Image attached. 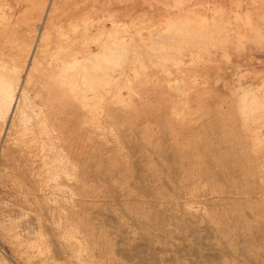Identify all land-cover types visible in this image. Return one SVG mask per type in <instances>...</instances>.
Here are the masks:
<instances>
[{"label":"rangeland","instance_id":"1","mask_svg":"<svg viewBox=\"0 0 264 264\" xmlns=\"http://www.w3.org/2000/svg\"><path fill=\"white\" fill-rule=\"evenodd\" d=\"M179 1L166 2L162 14L180 13L181 7L185 15L202 3L182 0L189 1L184 8ZM203 1L205 8L211 5L210 33L218 28L213 20L222 3L232 20L244 14L240 24L248 6L264 7V0ZM147 2L136 0L132 13L136 22L144 18L141 27H150L151 37L121 12L124 22L113 27L117 35L109 34L116 38L109 42L103 35L108 43L102 42L100 62L92 57L100 63L97 75L85 73L81 89L65 93L64 108L56 105L62 92L55 84L54 108L47 107L53 98L40 80V66L38 80L21 90L28 81L24 61L9 47L0 49L7 72L0 78V264H264V47L255 46L253 29L244 27V46L227 45L201 28L185 32L199 30L202 44L195 32L176 31L180 39L168 42L174 19L163 20V5ZM27 7L1 0L0 15L17 17ZM189 14L184 17H195ZM106 18L100 14L108 30L112 22ZM131 36L135 43L123 45ZM212 41L217 45L211 47ZM199 55L205 65L197 63ZM32 66L28 61L26 68Z\"/></svg>","mask_w":264,"mask_h":264},{"label":"bare ground","instance_id":"2","mask_svg":"<svg viewBox=\"0 0 264 264\" xmlns=\"http://www.w3.org/2000/svg\"><path fill=\"white\" fill-rule=\"evenodd\" d=\"M15 1H16L17 5H20V3H22V1H23L24 3L27 4L28 7H27V9L25 11H23V13H21L17 17H14V15L7 16L6 14L0 15V49L1 48H4V47H9L10 48L11 56H13L18 61L19 60H23L24 61V64L22 65V68H24V70L27 71V73H26V75H27L26 80H28V81H27V83H26L25 86L24 85L21 86L22 87L21 90H24L25 88L29 87V84L31 82H33L34 78L36 77V74H35L36 67L37 66H40L41 67V73H42V75L40 73V75H41L40 80L41 81L44 80V87H46V89H47V97L50 98V96L52 95L51 94V91L54 90L52 85H54V84L59 88V91L62 92L58 96V99H57L58 102L56 104L60 108H64V105L66 104L65 103V99H66L65 93H67V92H69V93L70 92H74V90L79 91L78 89L80 88V85H79L78 82H81L82 79H83V77L86 78V75L87 74H88V77L90 76V78L93 77V76H95V74L97 75V69H98L97 66L100 65V63L98 64V62H100V59L102 58L100 55H101V52L103 51V49L101 51V48H103V45H102V42H103L102 37H103V35H107L108 34V36L105 37L106 39L110 38V36L112 37V39L114 37L116 38L117 33L115 31H113L114 28L116 26H118V23L124 22L123 19H120V16H122L120 13L123 12V15L124 16H122V17L129 18L130 24L132 23L133 27L134 26L141 27L142 24L144 23V18H143V21H142L143 23L141 22V19H138V22L134 21V17L133 16L136 13L134 12V14H133L132 12H133V9H134L133 7L136 6V4H135V1L136 0H15ZM141 1L143 2V0H141ZM146 1L149 2L150 0H146ZM154 1H156V3H157L156 6H159V4L160 5H163L162 7H159V8H161V11H162L163 7L168 8L166 6V2H168L170 0H154ZM201 1H202V3H205L203 0H201ZM151 2H153V1H151ZM187 2H189V1H187ZM187 2H185V4ZM238 2H239V0H238ZM178 3H180V1ZM181 3L184 4V2L182 0H181ZM181 3L179 5H181ZM202 3L201 4H195V5H193L192 6L193 9L190 8L191 11L188 9V11H189V13H191V15L188 12L185 15H184L183 12L181 13V7H180V9H178V11L180 10V13L177 12L176 7H175V10H176L177 13H174V14L172 13L171 14L170 11H168L170 13V15H168V16L166 15L167 12H165L164 14H162L164 11H162V12L160 11L162 19H163V16L164 17L167 16L166 17L167 21L170 20V19H168V17L169 18H172V21L174 19V21H173V29L175 28V34L172 36V38H168V42H172L174 40L177 41L178 39H180L178 36H176V33L177 32L178 33L179 32H181V33L184 32V34H185L187 32V30H189L191 28H197V29L198 28H201L200 31H202V33L205 32L207 34V32H208V34L211 37H213L211 35L212 32L210 33V28H211L210 27V24H211L210 21H211V19L208 16V10H207L208 8H210L211 5L209 6V4L206 2L209 7L208 8H205L204 7V4H202ZM262 3H263V1H262ZM164 4H165V6H164ZM172 4H173V2H172ZM185 4L182 5V7L184 6V8H185L186 7ZM239 4H237V5H239ZM138 5L139 4H137V6ZM154 5H155V2H154ZM187 5H188V3H187ZM190 5H191V2H190ZM254 5H255V1H254ZM257 5H258V3H257ZM24 6H25V4H24ZM174 6H176V5H174ZM222 6H223V3H222ZM222 6L219 7L218 9L216 8L217 11L215 10L216 13L214 14L215 15L214 16L215 18H214V20L212 18V20H213V22H214L215 25H218V28H215L214 32L217 33V35H221L222 36V41L224 40L225 44H227V45H228V43L231 44L233 41H235L236 43H237V41L238 42L240 41V46L242 45L241 44V41H243L244 44H245V41L243 40V38L245 37L246 32L248 31V29L251 28V29H253V36H252V34H250V35L253 37L251 39L252 42H253V44L255 46H257L258 48L259 47H264V7H262V8H257L256 7V8H253L252 9L251 8L252 6H248L247 8H250L252 11L249 12L250 11V9H249V11L247 13L244 12L245 15H246V19H245L244 23L242 22L240 24V23H238V22H240L239 19L242 16L245 17L244 14L239 19L237 18L238 19V22H237L236 18H235L236 21H234V20H232V17L233 16L231 17V15H234V14L233 13L230 14V12H228V10L226 9V7H224V6H228V5L226 4L223 7ZM232 6H234V4ZM262 6H263V4H262ZM139 7H140V5L138 6V8ZM152 7H151V9H152ZM241 7H242V5H241ZM135 8H137V7H135ZM188 8H189V6H188ZM229 8H230V6L228 7V9ZM144 9H145V7H144ZM149 10H150V8H149ZM103 11H104V13L105 12H108V13L104 14V13H102ZM134 11H135V9H134ZM156 11H159V10H156ZM156 11L154 10V12H156ZM172 11L174 12V10H172ZM210 11H212V9H210ZM210 11H209V13H210ZM243 11L244 10H242V12ZM141 13H143V12H141ZM100 14H102L103 16H106L108 18V20H110L112 22V25H110V28L108 30H107V26H103V24L105 22L104 21H101L102 18L100 19ZM150 14H152L151 17L152 16L153 17H156V15L154 16V14L152 12ZM187 14H189L190 16H192V14H193V15H195V17L194 18H189V19L188 18H185L184 16H186ZM258 14H260V15L257 16ZM181 15H183V17L185 18L184 20H178V19L183 18V17H181ZM211 15H212V13L210 14V16ZM143 16H144V14H143ZM237 16L239 17L240 14L237 15ZM147 18H148V16H147ZM147 18H146V12H145V20ZM159 18L160 17L158 16V19ZM216 18H218V20ZM149 19H150V17H149ZM149 19H148V22H149L148 25H150V21H153L151 19L149 21ZM152 19H154V18H152ZM162 19L160 18L159 20L161 21ZM103 20H104V18H103ZM135 20H137V19H135ZM215 20H217V21H215ZM172 21H169V22H171V25H172ZM169 22L167 24L165 22L164 24L165 25H169ZM154 23L156 24V22H154ZM151 24H152V22H151ZM158 24H160V23L158 22ZM161 24H163V23H161ZM165 25H164V27H165ZM151 27H153V26H151ZM168 27H170V26H168ZM171 27H170V29H171ZM241 27L242 28L243 27L246 28L247 31L244 32L245 35L242 34V28ZM146 28L144 30V26H143V27H141V30L140 31L142 32L144 30V32H145L147 30ZM156 28H157V26L155 27V29ZM160 28H161V26H159V29ZM134 29L136 30L137 27H134ZM149 29H150V27H149ZM149 29L147 30L148 31V36H149V32H150ZM151 29H153V28H151ZM109 30H111V31H109ZM161 30H162V28H161ZM168 30H169V28H168ZM185 30H186V32H185ZM138 31L139 30H137V32ZM147 31L145 33H147ZM155 31H158V30L156 29ZM166 31H167V29H166ZM170 31H169V33H170ZM112 32L113 33L115 32L116 35L115 34H114L115 36L114 35L113 36L112 35H109L110 33L112 34ZM141 32H140V34H141ZM191 32H192L191 35H193L194 32H195V29H193V31H191ZM197 32H195L196 36L193 35L194 36V39L196 37L197 38L199 37L198 38V41L200 39L199 42L202 44L201 37H200L201 35L199 36V33L201 34V32H198V33ZM214 32L212 33L213 35H215ZM150 33H151L150 34V37H151V35H152L153 32H150ZM160 34L161 33L158 32V37L160 36ZM186 34L188 36L190 35L189 33H186ZM197 34H198V36H197ZM206 34H203L202 36H205ZM161 35H164V32ZM132 36L129 39H126V40L125 39H123V40L119 39V40L122 41L123 45L128 44L130 46L131 43H135V39H137L135 37L133 38ZM139 36H141V35H139ZM139 36H137V37H139ZM148 36H145V37H148ZM165 36H167V34H165ZM193 36L190 37V38H192V41L195 42V40H193ZM208 36H206V38ZM143 38L144 37H142V39ZM162 38H163V36H162ZM144 39L146 40V38H144ZM163 39H165V38H163ZM108 40L110 42V39H108ZM145 40L143 41L144 43L141 41L142 42L141 44H144L145 45V43H146ZM151 40H153V39L151 38ZM187 40H188V38H187ZM206 40H205V42H206ZM210 40H211V38H210ZM212 40H213V38H212ZM245 40H246V38H245ZM121 41H119L118 43H120ZM148 41H149V39L147 40V43H148ZM157 41H158V39H157ZM160 41H161V38H160ZM136 42H137V40H136ZM151 42H150V44H151ZM189 42H190V40H189ZM209 42L211 43V41H209ZM104 43L106 45L108 42L107 43L106 42H103V44ZM200 43L197 44L199 47H200ZM214 43L215 42H213L212 45L210 44L211 47H213ZM244 44L242 46H244ZM247 44H249V43H247ZM115 45L116 44H114V46ZM197 45L195 44V47L198 48ZM117 46H119V45L117 44L115 47H117ZM202 46L203 45H201V47ZM206 46H207V44H206ZM206 46H204V47L206 48ZM110 47L112 48V46H110ZM110 47H108V48H110ZM195 47L193 46L192 49H191V51H193V48H195ZM208 47L209 46H207V48ZM236 47H237V44H236ZM105 48H107V47L105 46ZM119 48H121V46L118 47V50H119ZM125 48H127V46L124 47V49ZM197 48H196V50H197ZM116 49H115V52H116ZM152 49L150 50V54L152 52H154V50H152ZM154 49H156V46L155 45H154ZM157 49H158V47H157ZM182 49L183 48H181V50ZM187 49L190 50V46ZM202 49H204V48H202ZM148 50H149V48H148ZM134 51H135V49H134ZM134 51H132V52L134 53ZM166 51L167 50H164V52H166ZM201 51H200V53H202ZM203 51H205V50H203ZM208 51H207V53H208ZM2 52H4V51H2ZM108 52H110L109 49H108ZM115 52H114V54H117V52L116 53ZM121 52H122V50H121ZM125 52H127V49H126ZM156 52H157V54L159 53L157 50H156ZM46 53H48V54L46 55ZM112 53H113V50L111 51L110 54H112ZM177 53H175V54L177 55ZM207 53L205 52V54H207ZM86 54H88V55L90 54L89 56H91V60L94 57L95 58L100 57V59L98 58L99 59V60H97L98 62L97 61H94L93 62V60H92L91 63H89L87 65V64H85V62H86V60L88 61V59L90 57L87 59ZM127 54H129V53L127 52ZM135 54H136V52H135ZM135 54H133V56ZM139 54L137 55L138 58H139ZM179 54H181V53H179ZM160 55H158L160 57L159 60H163L164 61L163 56L161 57ZM203 55H204V53H203ZM47 56H48V58L50 57L51 59L48 60ZM116 56L119 57L120 56L119 53ZM122 56H123V54L120 57H122ZM183 56H184V54H183ZM209 56H210L209 58H212L213 57V55H211V54ZM7 57H5L4 59H6ZM107 57L104 56L102 60L104 61L105 58L110 59L109 56H107ZM186 57H188V55H186ZM196 57H197V55H196ZM199 57H200V55H199ZM123 58H125V56H123L122 59ZM182 58H184V57H182ZM116 59H117V62H119L118 61V58H116ZM119 59L121 61V58H119ZM153 59H156V58L153 57ZM189 59H190V57H189ZM195 59H196V61H198L197 63H200L199 62V59H201V63L203 62L202 59H205L206 60V58L205 57L202 58V56L200 58H195ZM1 60L3 61V59H1ZM30 60L32 61L33 66L32 67H29V68H26L27 67V62L30 61ZM110 60H114V58L113 59H110ZM130 60H132V58ZM130 60H128V61H130ZM182 60L183 59H181V61ZM190 60L195 61L194 59H190ZM8 61H10V60H7V59L4 60V62H8ZM133 61H134V59H133ZM170 61L172 62V60H170ZM170 61H168V62H170ZM177 61H178V63H176V64H180L181 63V61L179 63V59L178 58H177ZM193 61H191V62H193ZM136 62H137V60H136ZM165 62H167V60L164 61L163 63H165ZM173 62L175 63L176 61L173 60ZM11 63H12V61H11ZM11 63H10V65H11ZM59 63H60V65H58ZM134 64H135V62H134ZM143 64H145V62ZM181 64H182V67H183L184 64L183 63H181ZM190 64H192V63H190ZM194 64H195V62H194ZM203 64L205 65L206 63L203 62ZM203 64H202V66H204ZM2 65H4V64H2ZM90 65H91V67L94 66V68H91L89 71H87V67L90 66ZM177 66H180V65H177ZM197 66H198V64H197ZM4 67L3 66L2 67L0 66V78H7L6 76H4L5 75V72H6V71L4 72ZM99 68H101V67L99 66ZM206 68H208V67L206 66ZM135 70H137V69H135ZM186 71H188V70H186ZM85 73H86V75H85ZM6 74H7V72H6ZM51 74H55L54 76H56V78H51V77H54L53 75L51 76ZM179 74H182V72H180ZM35 80L37 81L38 78H35ZM46 80L48 81V83L50 82L49 83L50 86H49V84H47V86H46ZM19 86H20V84H19ZM18 91H20V90H18ZM38 91H39V88H35V92H38ZM20 93H22V91ZM22 94H24V93H22ZM24 95L28 96L27 93L24 94ZM20 98H22V96ZM52 98H53V103L51 102V99H50L49 104L47 105V107H49L51 111L54 108V99L56 100V98H55L54 95H52ZM11 99H14V98L11 97ZM22 99L24 100V97ZM14 100H11V101L14 102ZM25 100H26V98H25ZM11 101L7 102V108H10V106L12 104ZM19 102H20L19 99H17V101H16L17 105L15 106V109H14L13 113H15V112L17 113L18 112L17 110L19 108ZM21 102H22V100H21ZM249 104H251L250 101H249ZM255 104H257V102ZM259 106H261V104L258 105V110H259ZM20 108H22V106ZM261 108H262V106H261ZM247 109H248V107H247ZM250 110H251V108H250ZM243 111L245 113V110H243ZM255 111L258 112L257 111V108H256V110H254V112ZM253 114H255V113H253ZM253 114H251V115H253ZM21 118H22V116H21ZM47 120H48V118L47 119L45 118V121L46 122H47ZM44 132L48 136L49 135V132H50V129L49 128H46L44 130ZM32 136H33V138L35 137V135H32ZM52 138H53V136H52ZM63 139H65L64 136H63Z\"/></svg>","mask_w":264,"mask_h":264}]
</instances>
